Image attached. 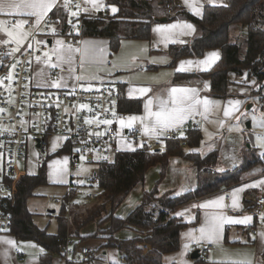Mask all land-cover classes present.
Returning <instances> with one entry per match:
<instances>
[{
  "label": "crops",
  "instance_id": "obj_1",
  "mask_svg": "<svg viewBox=\"0 0 264 264\" xmlns=\"http://www.w3.org/2000/svg\"><path fill=\"white\" fill-rule=\"evenodd\" d=\"M59 1L55 0V6L46 15L39 18L26 14L31 9H21L20 12L14 14L0 13V22H3L0 23V47L13 43L17 45L24 44L27 34L26 23L29 20H34L36 25L39 26L46 17L57 11V8L60 7ZM230 1L174 0V4L183 7L191 15L202 18L207 5L229 6ZM85 7L89 11L92 10V13H100L102 9H105L101 0H87ZM12 21L16 22V26L9 25ZM171 25H177V27L170 28ZM183 25H191L192 27L188 29ZM55 29L57 31V27ZM157 29L163 31H157ZM56 31L53 36L54 46L51 52L47 54L48 56L44 60L34 62V84L40 88L57 90H75L78 87L90 89L95 85L105 83L115 86L118 90L123 87L124 97L133 102L135 100L141 101L139 111L120 113L115 122L120 137V146L122 149H126V152L139 149L137 142L131 143L125 139L127 132L133 128H139L147 139H151L163 138L167 131H176L185 136L186 130L190 129L192 124L195 123L202 134L203 141L201 146L193 152H198L206 157L213 151H218L221 154V166L217 169L219 172H227V170L240 167L245 158L259 157L261 160V164L243 176L240 185L222 190L198 202L187 204L174 213L175 217L186 223V227L180 236V249L165 255L163 257L164 264H240V262H243V264H264L262 258L264 251V217L258 219L250 214L251 208L255 205L254 200L264 197V183H260L264 181V107L259 96H253V93L250 92L256 80L249 82L246 75L239 78L230 73L228 79L231 86L227 92L229 96L225 99L214 98L211 94V80L200 79L196 75L209 72L222 59L223 51L221 49H209L201 58H182L175 67H171L170 47L186 45L195 37L196 28L194 24L185 20H178L177 22L163 21L154 24L151 28L150 40H124L117 54L112 55L113 57L109 53V45H107L109 48L107 47L106 51H103L105 42L99 44V42L94 41H101L97 38L88 40L84 46L85 49L83 47V49H80L81 46L69 48L63 43H58L62 40L57 37L58 32ZM9 32L12 33L11 36L8 35ZM229 34L233 43L239 36L245 35L239 25L231 27ZM96 46H100V50L94 53L91 50ZM102 52L104 55L100 57ZM213 53L216 55L213 56ZM85 55H87L88 63L84 61ZM61 56L63 59L59 58ZM54 58L57 59L56 62L52 61ZM93 62H100L98 67L102 69V72L91 75L89 78L86 75L83 81L81 66L86 65L89 68L93 65ZM182 62L191 63H184V70L180 71ZM50 64H57L58 67L53 68ZM56 81H59L62 86L52 87V83ZM173 88L195 90L190 95L193 102L199 101V103L195 104L192 114L179 125L170 128L156 127L153 131L156 117L149 115V112L155 113L161 111L162 108L170 110L175 107L172 103L174 96L182 94H172L171 89ZM149 100L152 101L151 105H148ZM162 101L166 103L162 105ZM146 105L148 106L146 107ZM225 112L228 115H225ZM128 116L137 117L130 127L128 126ZM248 121L252 123L251 128L247 127ZM52 138L57 140V147L53 150L54 153H66L64 140L58 137ZM54 153L50 152L51 155ZM82 167L86 169L87 173L80 172L76 174L74 172ZM92 170L93 167L87 164L73 169L70 159L69 168L67 166L66 170L67 174L63 179V183L67 182L69 175V182L63 185L67 186L68 190L63 193L62 197L54 196L49 199L51 204L59 206V212L53 207L49 210V214L58 215L56 218L57 223L53 225L52 229L50 224L38 225L33 218L39 229L46 230L50 235H58L62 205L61 203H55L53 200L58 199L62 202L63 198L69 195L70 185L72 183L80 186L84 185L82 180L87 181ZM32 175L27 174V176ZM160 176L161 167H152L146 175L145 182L139 184L138 188L124 201L116 216L124 219L125 213L123 216H119L118 213L121 214L125 206H128L126 209L127 215L135 210L140 205L144 192L152 191ZM77 178L80 179H78V182L75 181ZM197 184L198 170H196L193 163L184 158L172 157L167 167V175L159 185V190L161 194L173 192V197H178L196 190ZM249 185L256 186L250 187ZM239 189L243 190L236 191ZM234 193L237 207H233ZM221 198L223 199L221 200ZM213 201H219V205L201 206ZM92 202L93 200L90 199L89 202L86 201V204L92 205ZM32 215L34 217V214ZM213 217L223 219L213 221ZM244 217H251V220L246 223L228 222L229 220H242ZM102 220L103 218L97 219L81 229L80 234L84 239L77 243L76 248L73 247V256L62 257L56 255L53 257L51 264H117L121 254L116 248L105 247L106 236L101 232L109 228V222L100 224ZM213 223L218 226L217 231L209 238L208 229ZM201 228L205 229L204 234L201 233ZM138 236L136 232L124 230L119 232L116 238L124 240ZM8 241L13 243L10 244ZM204 246H213L214 251L208 257L201 253L200 261L199 259H191L193 252L200 251ZM87 249L92 251V257L85 255ZM46 253L47 251L35 242L17 240L16 236L10 232L0 233V264H42Z\"/></svg>",
  "mask_w": 264,
  "mask_h": 264
},
{
  "label": "trees",
  "instance_id": "obj_2",
  "mask_svg": "<svg viewBox=\"0 0 264 264\" xmlns=\"http://www.w3.org/2000/svg\"><path fill=\"white\" fill-rule=\"evenodd\" d=\"M229 4L222 7L207 5L203 17L197 18L183 7L176 6L174 0H108L106 10L90 14L82 22V38L108 39L111 51L118 52L123 40H150L151 28L156 23L189 21L196 28L195 37L186 45L170 47V66L175 67L182 58H201L209 49H221L222 59L209 72L196 77L211 80L213 97L225 99L231 86L228 75L232 73L239 78L246 75L249 82L256 80L250 92L259 96L264 107V0H231ZM112 8L117 9L115 14H111ZM71 15L66 6L57 8L53 14L57 31L54 30L65 35L69 28H73ZM238 25L245 35L233 43L230 28ZM118 91L119 114L139 111L141 101L133 102L124 97L123 87ZM184 138L188 140L186 147L179 140H166L160 152H149L143 148L102 159L101 178L97 182L90 185L87 180L85 188L83 185H70L72 192L61 202L57 236L39 229L27 206L36 189L48 184L46 169L41 167L37 175L24 176L15 185L16 193L11 203L14 222L10 233L17 240L32 241L44 248L47 253L42 264H51L54 256H66L62 251L65 241L72 240V249L76 248L77 243L84 239L81 229L103 218L100 224L109 222V228L101 232L106 236V248L118 249L121 257L131 264H164L165 255L180 249V236L186 227V223L174 213L187 204L240 185L243 176L261 164L259 157L245 158L240 167L219 172L221 154L218 151L206 157L193 152L203 141L198 129H187ZM172 157L193 163L198 170L196 190L178 197H173V192L160 193L159 185L167 175ZM155 166L161 167V176L153 190L145 191L140 205L124 219L117 217L116 213L124 201L139 184L145 182L148 171ZM93 195L92 205L86 204ZM124 230L136 232L139 236L117 239V234ZM262 258L264 260V251Z\"/></svg>",
  "mask_w": 264,
  "mask_h": 264
},
{
  "label": "built area",
  "instance_id": "obj_3",
  "mask_svg": "<svg viewBox=\"0 0 264 264\" xmlns=\"http://www.w3.org/2000/svg\"><path fill=\"white\" fill-rule=\"evenodd\" d=\"M86 1H59L60 7L66 6L72 13L70 24L73 28H69L65 35L57 34L66 47H80L83 41L82 22L90 14L96 15L106 10L92 13L85 7ZM101 1L108 3V0ZM10 25L16 26V22L12 21ZM26 25L24 44L13 43L0 47V233L3 234L12 229L11 203L16 193L15 185L26 176V171L21 175L20 168L26 162L31 141L34 145L39 143L37 149L46 154L48 138H62L73 169L83 164L93 167L88 178L90 185L101 178L102 159L124 152L115 127L119 117L118 89L107 83L75 90L40 88L35 85L34 62L44 60L53 49L54 28L57 24L51 14L39 26L34 20H29ZM56 60L52 59L53 62ZM192 128L196 130L198 126L193 123ZM125 139L127 142H137L139 149L147 148L149 152L161 151L166 140H179L183 146L188 144L187 138L176 131H167L163 138L147 139L139 128L128 131ZM71 192L70 189L69 194ZM94 198V195L90 197L91 200ZM53 201L61 203L58 199ZM254 202L250 214L258 219L264 217V197ZM72 243L68 239L63 244L62 251L67 257L74 255ZM200 251L208 257L214 247L204 246ZM85 255L92 257L93 253L87 249ZM117 264L131 263L120 257Z\"/></svg>",
  "mask_w": 264,
  "mask_h": 264
},
{
  "label": "rangeland",
  "instance_id": "obj_4",
  "mask_svg": "<svg viewBox=\"0 0 264 264\" xmlns=\"http://www.w3.org/2000/svg\"><path fill=\"white\" fill-rule=\"evenodd\" d=\"M106 6L107 5L105 3H103V7H106ZM100 7H102V6H100ZM115 13H116V11L113 12L111 10V14H115ZM10 24L11 23H9V25ZM94 39H96V38L83 39L80 49L82 47L84 48V46L86 45L88 40H94ZM99 40H101V41H98V40H94V41L99 42V44H103L105 42L103 51H106V49L108 47L107 45H109L110 40L104 39V38H103V40L102 39H99ZM126 41H132V40H126ZM98 50H100V46H98V47L96 46L91 51L94 53H97ZM109 53L112 56V55H116L117 51L113 52V51H111V48H109ZM100 55H101L100 57H102L104 55V53L102 52V54H100ZM84 61H86L87 63L89 62L87 59V55H85ZM99 64H100V62H96V63L93 62V65L89 66V68L86 67V65L81 66L82 80L84 81L86 75L89 78V76H91V75H94L98 72H102V69L98 67ZM248 122H250V121H248ZM247 127L251 128L248 126V124H247ZM54 139L55 138H48L47 144L50 146L48 147L46 154H42L41 151L37 150L36 145H34V143L31 141V143L29 144L30 145V147H29L30 152L28 154L27 160H26V162L22 163L21 168H20L22 176L25 173V171L27 172L28 175L29 174L32 175L34 173H38L40 171L41 167L46 169V172L48 175V186L38 187L36 189V192H35L33 198L28 201L27 206H28L29 212L34 214L33 218L38 223V225L42 226V225H49L50 224L52 229H53V225H55L57 223L56 218L58 215L55 216V215L49 214V210H51V208L53 207V209H56L57 212H59V206L51 204L49 199L53 198L54 196L62 197L63 193L68 190V187L63 186V185L65 183L69 182V180H70L69 175H68V181L63 183L64 176H66V174H67V171H66L67 166L69 168L70 159L68 158V156L66 155L65 152H62L60 154L59 153L57 154V152L54 153L53 150L57 147V145H56L57 140H54ZM123 150L126 151V149H124V148H123ZM50 152L54 153V154L51 155ZM74 172L76 174L80 173V172L87 173V171L84 167H82L79 170H75ZM78 179L79 178H77L75 181L78 182ZM82 181L84 182L83 186L85 188V186H87V184H86L87 181H84V180H82ZM86 190L88 192V189H86ZM90 193H93V191L90 190ZM88 194H89V192H88ZM127 208H128V206L123 207L121 214L118 213L119 216L120 215L123 216L124 213H125L124 217L127 216V213H128V212H126ZM83 210L85 211L84 208L82 209V211Z\"/></svg>",
  "mask_w": 264,
  "mask_h": 264
},
{
  "label": "snow or ice",
  "instance_id": "obj_5",
  "mask_svg": "<svg viewBox=\"0 0 264 264\" xmlns=\"http://www.w3.org/2000/svg\"><path fill=\"white\" fill-rule=\"evenodd\" d=\"M67 2V0H66ZM55 6V0H0V13H7V14H14L20 12L21 9H31V11L27 12V15L30 16H37L42 17L43 15H46L48 11H50L53 7ZM113 12L117 11V9L113 8ZM73 15H76V13H73ZM3 23V22H0ZM170 28H176L177 25H171L169 26ZM183 27L191 29V25H183ZM157 31H163L162 29H157ZM9 36L12 35L11 32L8 33ZM7 42V41H6ZM58 43H62L59 42ZM71 51V49H69ZM47 55V54H46ZM213 56L216 54L213 53ZM60 59H63V57H59ZM70 59V58H69ZM184 63H191V62H182L181 68L179 69L180 71H183V64ZM51 67L55 68L58 67L57 64H50ZM79 79V77H78ZM52 87H61V83L59 81L53 82ZM145 91V90H141ZM195 90L191 89H179V88H173L171 89L172 94H177L181 93L182 95H177L174 96L172 103L175 105L170 110H166L162 108L161 111L151 113L149 112V115H154L156 117V123L153 126V131L155 130L156 127H161V128H170L179 125L182 123L189 115L192 114V111L194 110V106L196 103H199V101H194L193 98L190 95L193 93ZM152 101H148V105H151ZM162 105L165 104L166 102H161ZM231 103V102H230ZM239 103V102H236ZM146 105V107L148 106ZM85 107V106H81ZM225 115H228L227 112H225ZM137 119V117H129L128 120V126L130 127L131 124ZM105 123H110L109 121H105ZM123 123V122H122ZM148 131V129H146ZM260 183H264V181H261ZM250 187H255L256 185H249ZM243 189H239L236 191H242ZM223 198H221L222 200ZM211 205H219V201H213L206 203L204 205H201L202 207H209ZM237 202L235 198V193L233 197V207H237ZM223 218L221 217H213V221L216 220H221ZM251 220V217H244L242 220H229L228 222L230 223H246ZM217 225L213 223L210 228L208 229V234L209 238H211L212 235H214L217 231ZM201 233H205V229L201 228L200 229ZM8 243H13L12 241H8ZM240 264H243V262H240Z\"/></svg>",
  "mask_w": 264,
  "mask_h": 264
},
{
  "label": "water",
  "instance_id": "obj_6",
  "mask_svg": "<svg viewBox=\"0 0 264 264\" xmlns=\"http://www.w3.org/2000/svg\"><path fill=\"white\" fill-rule=\"evenodd\" d=\"M49 42H50V44H52V40H50ZM247 124L249 127H251V125H252V123H250V122H248ZM37 145H38V147H40L39 143ZM156 152H160V150H157ZM200 257H201V251H195L191 255V259H193V260H198V259H200Z\"/></svg>",
  "mask_w": 264,
  "mask_h": 264
}]
</instances>
